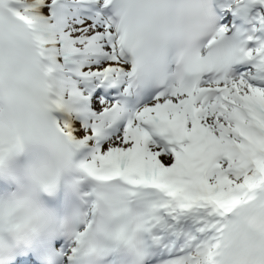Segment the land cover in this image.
<instances>
[{
	"label": "snow or ice",
	"instance_id": "snow-or-ice-1",
	"mask_svg": "<svg viewBox=\"0 0 264 264\" xmlns=\"http://www.w3.org/2000/svg\"><path fill=\"white\" fill-rule=\"evenodd\" d=\"M0 264H264V0H0Z\"/></svg>",
	"mask_w": 264,
	"mask_h": 264
}]
</instances>
